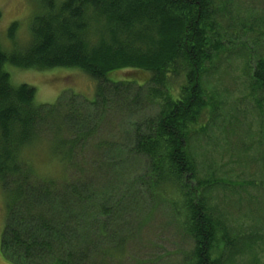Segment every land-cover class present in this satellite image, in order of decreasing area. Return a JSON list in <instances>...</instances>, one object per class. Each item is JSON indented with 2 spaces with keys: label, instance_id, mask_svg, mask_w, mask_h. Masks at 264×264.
<instances>
[{
  "label": "trees",
  "instance_id": "1",
  "mask_svg": "<svg viewBox=\"0 0 264 264\" xmlns=\"http://www.w3.org/2000/svg\"><path fill=\"white\" fill-rule=\"evenodd\" d=\"M41 11L25 46L17 43L19 22L7 31L11 51L0 37V182L8 198L2 255L13 264H127L130 240L122 236L131 234L115 219L125 207L119 199L140 191L141 202L166 204L191 242L178 264H232L223 248L227 231L208 206L215 182L199 178L189 153L210 105L204 78L228 51L225 2L44 0ZM249 54L252 96L264 112V56ZM10 67L79 70L97 83L95 99L82 106L77 95L66 103L62 95L55 105L37 104L35 88L12 85ZM123 70L147 74L163 108L136 124L128 153L102 142L87 160L110 105L137 103L129 99L136 82L110 78ZM42 140L61 176L36 174L31 159ZM125 154L144 158L146 168L118 193L110 184ZM102 174L107 184L98 186ZM102 219L112 220L109 229Z\"/></svg>",
  "mask_w": 264,
  "mask_h": 264
},
{
  "label": "rangeland",
  "instance_id": "2",
  "mask_svg": "<svg viewBox=\"0 0 264 264\" xmlns=\"http://www.w3.org/2000/svg\"><path fill=\"white\" fill-rule=\"evenodd\" d=\"M43 1L0 0V37L7 48L4 50L13 49L7 31L14 22L21 26L18 46L28 44L31 20L42 12ZM222 1L227 6L224 22L229 31L223 34L228 51L204 78L210 105L195 128L189 153L199 178L215 182L216 186L206 196L210 211L227 231V242L223 245L224 254L229 256L226 260L232 264H257L264 261V112L252 96L249 53L257 50V56H264V0ZM9 73L13 86L26 84L36 89V102L40 105H55L62 95L65 103L77 95L76 105L82 106L95 99L97 83L79 70L10 67ZM110 78L136 82L131 86L129 99L137 103L129 102L126 110L120 102L110 105L96 139L87 148V160L95 155V147L102 142L128 153L136 124L156 117L164 105L162 92L149 84L147 74L123 70ZM93 121L97 123V119ZM44 142L40 141L35 149L37 154L31 159L33 168L41 178L61 176L62 169L49 149L45 151ZM145 168L144 158L125 154L112 179L116 185H110L114 191L123 193L126 188L122 183L142 174ZM107 179L102 174L96 184L104 186ZM140 193L119 199L125 202V207L115 219L116 226L131 234L122 236L130 240L127 264H178L190 251L191 242L183 236L166 204L158 202L151 206L150 200L143 203L138 198ZM7 214L8 198L0 182V264H13L1 252ZM102 221L109 229L112 220Z\"/></svg>",
  "mask_w": 264,
  "mask_h": 264
}]
</instances>
